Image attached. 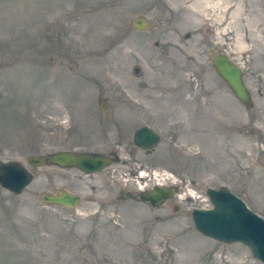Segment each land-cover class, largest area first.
<instances>
[{"label":"rangeland","instance_id":"obj_1","mask_svg":"<svg viewBox=\"0 0 264 264\" xmlns=\"http://www.w3.org/2000/svg\"><path fill=\"white\" fill-rule=\"evenodd\" d=\"M219 1L227 20L190 30L176 0H0V160L34 176L19 195L0 186V264H262L192 217L221 187L264 216V0ZM220 53L242 68L248 106L218 75ZM144 126L161 136L152 153L133 141ZM62 151L115 162L92 175L27 163ZM164 177L181 197L143 202L140 180ZM63 190L77 208L43 201Z\"/></svg>","mask_w":264,"mask_h":264},{"label":"water","instance_id":"obj_2","mask_svg":"<svg viewBox=\"0 0 264 264\" xmlns=\"http://www.w3.org/2000/svg\"><path fill=\"white\" fill-rule=\"evenodd\" d=\"M134 27L144 31L148 22L138 18L134 21ZM213 63L218 75L240 102L249 105L251 97L244 83L242 68L225 53L217 54ZM134 141L141 148L154 149L160 144L161 137L151 128L142 127L136 131ZM113 164L114 160L109 156L74 151L55 153L48 159L40 156L28 159V165L32 167L50 165L62 169H78L87 175L100 173ZM33 181V174L21 163L0 160V185L6 190L21 193ZM174 195V188L158 186L151 192L142 191L139 197L149 202L152 207H160ZM207 195L213 207L193 211L196 229L202 235L220 243H238L248 247L255 259L264 264V218L253 212L243 199L225 187L218 190L209 189ZM44 202L48 205L75 208L80 203V197L63 191L59 196L45 195Z\"/></svg>","mask_w":264,"mask_h":264},{"label":"bare ground","instance_id":"obj_3","mask_svg":"<svg viewBox=\"0 0 264 264\" xmlns=\"http://www.w3.org/2000/svg\"><path fill=\"white\" fill-rule=\"evenodd\" d=\"M178 6L182 7L184 4L187 6L184 8L185 11L192 13V19L188 21V27L190 30H195L197 27H200L201 24L203 25V21L205 20L206 14L208 10L213 9L214 7V0H176ZM218 5L223 6V8L220 9L219 14L216 16L214 19L206 18L205 21H212L216 24L219 22L222 23L227 20V15L231 11V8L229 7H224V3H220L218 0ZM239 11L234 10L232 14V19H230V23L228 24L227 27L223 28L222 31L220 32L221 35L227 36L230 33H233L229 31V28L233 27V24L236 22L238 19ZM202 27V26H201ZM256 33L258 31H255ZM240 43L242 45V48L244 50H247L249 48V44L246 40L239 38ZM144 175V174H143Z\"/></svg>","mask_w":264,"mask_h":264},{"label":"flooded vegetation","instance_id":"obj_4","mask_svg":"<svg viewBox=\"0 0 264 264\" xmlns=\"http://www.w3.org/2000/svg\"><path fill=\"white\" fill-rule=\"evenodd\" d=\"M250 97H251V100H252V95L250 94ZM251 103V102H250ZM248 106V105H247ZM142 128V127H141ZM140 129V128H139ZM138 129V130H139ZM137 131V130H136ZM136 131H135V133H136ZM135 133H134V136H135ZM158 133V132H157ZM159 134V133H158ZM160 135V134H159ZM161 137V136H160ZM133 141H134V137H133ZM134 144H135V146L139 149V150H141V151H143V152H145V153H152L156 148H154V149H144V148H141L140 146H138V145H136V143H135V141H134ZM74 152H76V151H74ZM78 153H87V152H78ZM55 154V153H54ZM90 154H92V153H90ZM52 155V154H51ZM98 155H102V154H98ZM50 156V155H49ZM49 156H47V157H44L45 159H48L49 158ZM107 156V155H106ZM109 156V155H108ZM109 157H111V158H113L114 156H109ZM113 160H114V162H115V157L113 158ZM45 166H50V165H45ZM52 167H56V166H52ZM111 167V166H110ZM57 168H59V167H57ZM109 168V167H108ZM60 169H62V168H60ZM64 170H76V171H78V172H80L81 174H83V175H87V174H84L83 172H81L80 170H78V169H64ZM97 174V173H96ZM90 175H92V174H90ZM151 181H153L152 179H149V181H146V180H144V179H141L140 180V182H143L145 185H141V184H138L137 186H138V191H139V195H140V193L142 192V191H148V192H151L152 190H154V188H156V187H158V186H167V187H172L176 182H174V180H172L170 177H164V178H161L159 181H157V182H153V183H149V182H151ZM1 186V185H0ZM2 188H4L3 186H1ZM222 188V187H221ZM226 188V187H225ZM5 189V188H4ZM27 189V188H26ZM6 190V189H5ZM25 190V189H24ZM23 190V191H24ZM7 192H9V193H11V194H14V195H19V194H21V193H13V192H10V191H8V190H6ZM63 191H65V190H63ZM63 191L61 192V193H59V194H54V195H52V196H59V195H61L62 193H63ZM70 193V192H69ZM71 194H73V193H71ZM74 195H76V194H74ZM45 196V195H44ZM44 196H43V201H44ZM77 196H79V195H77ZM80 197V196H79ZM178 197V199L181 197H179V194H178V190H177V188H175V195H174V197L172 198V199H169V200H167L164 204H166V203H168V202H170V201H172L174 198H177ZM140 198V197H139ZM143 201V200H142ZM143 202H145V203H149V202H146V201H143ZM80 203H81V197H80ZM79 203V204H80ZM79 204H78V206H79ZM150 204V203H149ZM163 204V205H164ZM151 205V204H150ZM77 206V207H78ZM77 207H75V208H77ZM67 208H69V207H67ZM174 210H179V208H178V206H174ZM258 214V213H257ZM262 216V215H261ZM262 217H264V216H262Z\"/></svg>","mask_w":264,"mask_h":264}]
</instances>
